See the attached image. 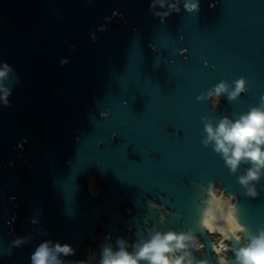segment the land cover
<instances>
[{
	"label": "water",
	"instance_id": "obj_1",
	"mask_svg": "<svg viewBox=\"0 0 264 264\" xmlns=\"http://www.w3.org/2000/svg\"><path fill=\"white\" fill-rule=\"evenodd\" d=\"M0 71V264H32L45 242L73 249L53 252L62 264L95 244L101 264L169 232L187 237L170 259L238 264L264 231V167L241 184L253 163L231 170L205 130L264 111V0H0ZM207 75L229 115L203 108ZM207 230L234 257H194Z\"/></svg>",
	"mask_w": 264,
	"mask_h": 264
},
{
	"label": "clouds",
	"instance_id": "obj_2",
	"mask_svg": "<svg viewBox=\"0 0 264 264\" xmlns=\"http://www.w3.org/2000/svg\"><path fill=\"white\" fill-rule=\"evenodd\" d=\"M188 10L196 8L185 5ZM5 75L0 71V77ZM244 81L236 82L235 91L230 93L229 99H234L237 94L243 91ZM226 90L222 82L216 87V93L219 94ZM208 140L215 141V150L223 153L226 164L231 170L235 171L237 164L246 159L253 163L254 168L247 172V175L240 178V183L246 185L249 180L258 178L259 169L264 167V151L261 146L264 145V111L252 109L246 116H242L235 123L229 124L227 118L222 120L219 126L213 131L212 127L206 126ZM208 140L204 143L207 144ZM248 195L255 197L257 193L253 189H248ZM212 214L209 213L208 219L211 220ZM208 224V220L205 221ZM187 237L184 234H174L169 232L161 235L155 234L151 240L139 247L135 255L126 252L123 247L113 253L110 249L103 250L101 264H138L139 260H147L148 264H183L184 257L169 258V253L174 249H183ZM122 243V242H121ZM55 253L64 255L73 254V249L68 245L61 246L56 244L53 249L48 247V243H42L32 255V264H62ZM238 264H264V231H261L258 237H252L251 242L246 247H241L236 252ZM191 264V262H189Z\"/></svg>",
	"mask_w": 264,
	"mask_h": 264
},
{
	"label": "flooded vegetation",
	"instance_id": "obj_3",
	"mask_svg": "<svg viewBox=\"0 0 264 264\" xmlns=\"http://www.w3.org/2000/svg\"><path fill=\"white\" fill-rule=\"evenodd\" d=\"M179 51L181 54L180 56L182 58H186L188 56L186 49L180 48ZM206 64L208 65L209 71H210V66H213L216 68V66L210 62L209 57L206 60ZM217 68H219V66H217ZM241 79H242L241 77L237 78L235 80V84L238 80H241ZM207 81H208V84L206 87V99L203 101V108L206 110V112L209 115L216 117V118L222 112H224L226 115H229V111H230L229 103H230V101L226 100L224 92H220L219 94H217L215 91L216 87L220 83L215 85L214 83L211 82L210 76H208V75H207ZM245 88H246V84L243 85V91L240 92L239 95L245 96ZM237 98H239V97H237ZM239 116H241V115H239ZM219 121H222V119H220ZM166 127L168 130H170L172 127V124H167ZM113 138H114V135H112V140H113ZM126 149H127V154H128L129 158L138 159L137 152L131 147L130 144L127 145ZM151 156L153 158L156 157L154 155H151ZM87 177H88L89 184H91L93 181H95V178L93 175H88ZM92 188L94 189L95 192L99 191L98 186H92ZM215 192L217 194H221L224 196V194L222 193V191L218 185L215 187ZM149 199L151 200L152 198L149 197ZM232 201H234V200H232ZM124 208L126 211H128V208L125 207V205H124ZM205 234H206L207 239L209 238L208 241H210L212 247L207 246L206 242L204 243L205 238H202L198 235L191 237L190 242L193 245H196L195 249L192 248L190 250V251L193 250V252L195 253L194 257L198 256L199 259L201 260V259H203V257L206 259V256L210 255L212 257L213 262L218 259V257H219L218 255H220L221 257H223L226 260H229L230 258L234 257V255H235L234 249L230 246L229 241L227 239H225L220 233H218V231L207 230L205 232ZM239 248H241V245L239 246ZM88 249L89 250L95 249L94 255L98 253L96 250L95 244L87 246L86 253L84 254V257L80 260V264H89V262L91 261V258L93 256L90 257V251ZM87 253H88V256H87ZM179 257L180 256H178V258ZM185 261L186 260L184 258L183 263ZM191 264H196V260H191Z\"/></svg>",
	"mask_w": 264,
	"mask_h": 264
},
{
	"label": "rangeland",
	"instance_id": "obj_4",
	"mask_svg": "<svg viewBox=\"0 0 264 264\" xmlns=\"http://www.w3.org/2000/svg\"><path fill=\"white\" fill-rule=\"evenodd\" d=\"M89 250V249H88ZM87 250V251H88ZM90 251V257H92L93 255H94V252H95V249H91V250H89ZM87 256H88V253H87Z\"/></svg>",
	"mask_w": 264,
	"mask_h": 264
}]
</instances>
